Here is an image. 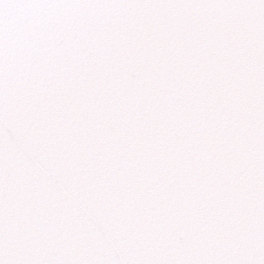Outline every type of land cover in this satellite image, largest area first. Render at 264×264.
<instances>
[{
	"label": "snow or ice",
	"instance_id": "1",
	"mask_svg": "<svg viewBox=\"0 0 264 264\" xmlns=\"http://www.w3.org/2000/svg\"><path fill=\"white\" fill-rule=\"evenodd\" d=\"M0 264H264V0H0Z\"/></svg>",
	"mask_w": 264,
	"mask_h": 264
}]
</instances>
